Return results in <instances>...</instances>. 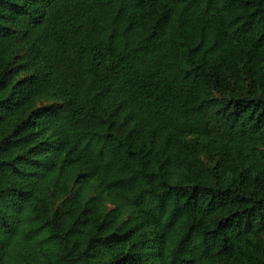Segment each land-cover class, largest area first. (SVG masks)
Segmentation results:
<instances>
[{
  "label": "trees",
  "instance_id": "16d2710c",
  "mask_svg": "<svg viewBox=\"0 0 264 264\" xmlns=\"http://www.w3.org/2000/svg\"><path fill=\"white\" fill-rule=\"evenodd\" d=\"M0 264H264V0H0Z\"/></svg>",
  "mask_w": 264,
  "mask_h": 264
}]
</instances>
